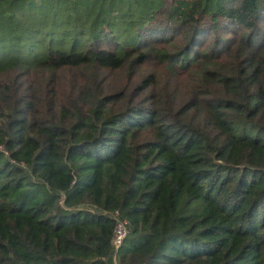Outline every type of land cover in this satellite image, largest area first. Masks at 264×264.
I'll return each mask as SVG.
<instances>
[{
	"label": "trees",
	"instance_id": "obj_1",
	"mask_svg": "<svg viewBox=\"0 0 264 264\" xmlns=\"http://www.w3.org/2000/svg\"><path fill=\"white\" fill-rule=\"evenodd\" d=\"M0 264H264V0H0Z\"/></svg>",
	"mask_w": 264,
	"mask_h": 264
},
{
	"label": "built area",
	"instance_id": "obj_2",
	"mask_svg": "<svg viewBox=\"0 0 264 264\" xmlns=\"http://www.w3.org/2000/svg\"><path fill=\"white\" fill-rule=\"evenodd\" d=\"M114 224L112 228V237L111 243L113 247H117L122 242L123 238L126 235L127 228H126V221L123 218L117 217V211H114Z\"/></svg>",
	"mask_w": 264,
	"mask_h": 264
}]
</instances>
